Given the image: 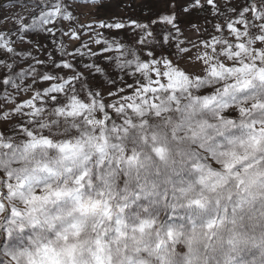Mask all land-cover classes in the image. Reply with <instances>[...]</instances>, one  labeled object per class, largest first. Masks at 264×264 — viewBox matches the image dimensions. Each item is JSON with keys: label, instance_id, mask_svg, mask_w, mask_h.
I'll list each match as a JSON object with an SVG mask.
<instances>
[{"label": "snow or ice", "instance_id": "obj_1", "mask_svg": "<svg viewBox=\"0 0 264 264\" xmlns=\"http://www.w3.org/2000/svg\"><path fill=\"white\" fill-rule=\"evenodd\" d=\"M206 5L223 15L216 0L190 7ZM37 7L16 31L59 40L60 57L36 59L46 71L30 65L46 88L20 102L9 94L15 107L0 108V264H264V0L229 9L234 18L199 44L177 38L175 16L152 21L171 26L158 37L134 20L99 22L141 28L139 43L161 49L147 59L115 39L68 52L62 37L84 34L56 26L77 19L71 4ZM12 35L0 34L8 53ZM99 56L132 79L107 104L78 70L105 73L84 62ZM185 58L201 72L182 68Z\"/></svg>", "mask_w": 264, "mask_h": 264}, {"label": "rangeland", "instance_id": "obj_2", "mask_svg": "<svg viewBox=\"0 0 264 264\" xmlns=\"http://www.w3.org/2000/svg\"><path fill=\"white\" fill-rule=\"evenodd\" d=\"M40 0H19L16 6H11L10 0H7L0 8V34H11V39L16 41L12 47L14 53H8L0 48V81L5 78H11L14 84L0 85V108L11 110L15 105L11 100L5 99L10 94L11 99L17 102L29 99L37 89H44L48 86V82H38L33 84L34 74L30 73V65L36 67L39 71H46L43 65H37L36 59L46 60L49 53L53 58L59 60L60 52L58 50L59 40L54 44L45 33L36 34L28 30V34L24 35L17 32L19 25L16 23L21 17L26 18L24 23H31L34 12L38 13L41 9L37 7ZM192 0H68L71 4L69 11L77 18L73 21L59 20L56 21L58 28L68 31L69 27H73L77 32L84 33L80 40L70 41L67 36L62 37L64 46L68 52H72L79 47L82 42H89L90 39H106L109 44L115 39L126 48H131L138 54H143V58L147 59L146 53L152 51L155 47L156 54L161 53L159 45L149 44L144 46L139 43L144 33L141 28L126 26L123 29H107L100 28L99 22H115L123 21L129 25L130 21H136L138 24L147 25L153 36L158 37L163 29L170 28V25L163 23H152V21H160L163 16H175V22L179 28L176 33L177 38L187 44L188 41L200 43L201 39H209V33L219 35L215 32L213 25L219 24L221 27L225 24V17L232 16L234 13L229 9H239L243 0H216L219 10L223 15L219 17L214 14L212 6L206 5L204 8H191ZM201 4H205V0H201ZM187 9V11H185ZM80 25H92V29H81ZM52 27V25H48ZM94 29V30H93ZM96 33H100L97 36ZM166 34V33H164ZM23 35V39H18ZM60 32H56V37H60ZM227 35V33H225ZM103 45L95 43L91 44L93 51H99ZM191 48V45H187ZM167 48V45H165ZM176 51L175 48L172 49ZM197 49H192L194 54ZM200 51H203L201 48ZM104 55L115 56L117 53L109 52ZM164 56H168V51L163 52ZM67 59L72 60L71 57ZM79 63V60L72 61ZM87 63H98L105 69V73L90 76L89 72L82 67L79 71L88 77V87H94L104 98L105 104L114 102L118 97L109 96V92H116L117 88H124L126 83H132L129 76H125L115 61H108L104 56L93 57L91 60L85 59ZM9 65L11 67H9ZM180 66L188 71L200 73V65L192 64L187 58L181 61ZM50 67V65H49ZM62 75H73L68 69L58 70ZM115 80V84L111 82ZM18 86V87H17ZM126 91H130L127 90ZM7 127L6 124L0 122V130Z\"/></svg>", "mask_w": 264, "mask_h": 264}, {"label": "water", "instance_id": "obj_3", "mask_svg": "<svg viewBox=\"0 0 264 264\" xmlns=\"http://www.w3.org/2000/svg\"><path fill=\"white\" fill-rule=\"evenodd\" d=\"M7 0H0V8Z\"/></svg>", "mask_w": 264, "mask_h": 264}]
</instances>
